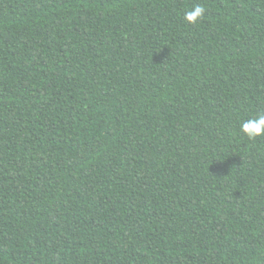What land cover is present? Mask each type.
Segmentation results:
<instances>
[{"label":"trees","instance_id":"16d2710c","mask_svg":"<svg viewBox=\"0 0 264 264\" xmlns=\"http://www.w3.org/2000/svg\"><path fill=\"white\" fill-rule=\"evenodd\" d=\"M262 113L264 0H0V264H264Z\"/></svg>","mask_w":264,"mask_h":264},{"label":"clouds","instance_id":"9594fccd","mask_svg":"<svg viewBox=\"0 0 264 264\" xmlns=\"http://www.w3.org/2000/svg\"><path fill=\"white\" fill-rule=\"evenodd\" d=\"M203 4H196L191 10L184 14V18L189 23H196L205 14ZM241 130L248 136L249 139L264 135V113L258 114L255 118L249 119L242 123Z\"/></svg>","mask_w":264,"mask_h":264}]
</instances>
